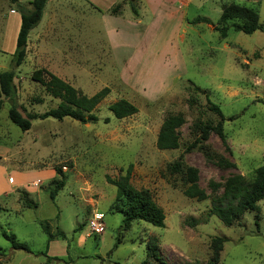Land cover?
Instances as JSON below:
<instances>
[{
    "label": "rangeland",
    "instance_id": "rangeland-1",
    "mask_svg": "<svg viewBox=\"0 0 264 264\" xmlns=\"http://www.w3.org/2000/svg\"><path fill=\"white\" fill-rule=\"evenodd\" d=\"M30 1L18 0L26 9ZM106 1L58 0L45 6L25 59L14 70L23 115L43 114L59 103L31 80L39 69L80 95L90 97L103 88L110 92L92 111L96 123L37 119L26 132L9 121L4 103L0 264H206L213 237L226 240L218 264H264V199L258 203V227L254 213L227 227L209 212L229 177L251 179L264 165V33L245 35L230 28L226 39L219 37L214 28L221 6L233 0H178L167 11L171 19L139 11V0H124L101 14ZM235 3L254 10L264 27V1ZM125 4L128 10L120 17ZM10 9L20 17L15 5L0 0V39L5 34L0 71L10 70L15 51L12 23H3ZM198 17L210 24L190 23ZM119 100L130 102L137 113L115 119L108 108ZM209 102L223 115L224 143L211 134L194 147L200 129L219 121ZM172 115L184 119L177 131L179 147L159 151L157 134ZM105 118L109 123H103ZM179 156L182 171L174 173L171 166ZM129 165L130 184L148 192L163 211V228L136 221L124 230L122 215L110 210L116 189L106 177L125 175ZM188 167L196 169L205 201L183 196ZM54 168H61L65 185L51 200L61 179ZM22 192L36 208L25 206ZM2 232L12 233L31 253L12 250ZM152 240L159 260L146 258Z\"/></svg>",
    "mask_w": 264,
    "mask_h": 264
},
{
    "label": "trees",
    "instance_id": "trees-1",
    "mask_svg": "<svg viewBox=\"0 0 264 264\" xmlns=\"http://www.w3.org/2000/svg\"><path fill=\"white\" fill-rule=\"evenodd\" d=\"M11 4L20 12V27L16 38L15 51L12 54L10 70L0 71V111L4 103L9 104L8 119L17 126L22 132L29 131L32 121L52 118L61 121L65 118L72 119L80 124L96 123L98 118L92 115V111L109 94L108 88H103L93 96L87 97L78 94L75 89L51 74L47 70L39 69L32 73L31 80L42 85L45 92L53 99L59 100L58 105L43 114L23 115L17 106V86L15 84L14 70L21 66L25 59L27 40L30 32L37 27L43 15L44 8L48 0H32L29 2L30 9L22 6L18 0H9ZM236 1V0H233ZM250 2H262L264 0H245ZM131 12L136 17L137 10L131 5ZM231 22V24H228ZM191 24L207 23L206 18L198 17ZM235 32H241L245 35H251L257 31L264 33V27L259 23L256 12L252 9L241 7L234 3L223 4L221 6V15L214 28L219 33L221 39L227 38L229 29ZM196 90H199L197 87ZM210 111L214 112L219 121L215 126H204L200 129L199 137L194 142V147L206 141L211 134L216 135L224 143L222 132L223 115L220 109L209 102ZM108 110L113 117L121 120L137 113V108L126 100H119L109 106ZM109 118L103 120L104 124L109 123ZM184 125V119L181 115H172L165 118L156 137V148L159 151L176 150L179 147L178 129ZM182 156L171 166L174 173L182 171ZM229 166L234 167L233 164ZM61 178L54 183V189L50 193V199L54 200L60 190L65 185L64 174L61 168L53 169ZM132 166L129 165L125 175L116 179L106 177V183L115 187L116 193L114 202L110 210L122 215V227L124 230L130 229L133 222L141 221L154 227L163 228L165 215L163 211L153 202L151 196L146 191H138L130 184ZM185 180L187 187L183 191V196L202 202L207 199L206 194L199 188L198 174L196 169L188 167L185 169ZM24 196V204L27 208H36V205L30 200L26 193H20ZM264 199V165L258 167L251 179H246L242 175L229 177L223 186L222 194L211 200L210 215L215 216L223 225L230 227L239 220L245 213H254V220L258 227L260 219V207L258 203ZM43 231L48 236V242L51 239L45 227ZM2 237L10 243L12 250H22L31 253L29 248L20 243L12 233L2 232ZM225 238L213 237L210 240L211 256L206 264H218L220 253L223 250ZM147 259H157L155 241L148 242L146 246ZM0 253L3 251L0 249ZM50 260V259H48ZM141 264H146V261Z\"/></svg>",
    "mask_w": 264,
    "mask_h": 264
},
{
    "label": "crops",
    "instance_id": "crops-1",
    "mask_svg": "<svg viewBox=\"0 0 264 264\" xmlns=\"http://www.w3.org/2000/svg\"><path fill=\"white\" fill-rule=\"evenodd\" d=\"M52 1L56 2L58 0H48V2L46 4V7L50 3H52ZM123 1L124 0H117V1L116 0L115 1L112 0L111 2H109L107 0L106 4H108V5H107L106 9L104 11H99V12L101 14H106V12H109L114 6L119 5V4H123ZM136 2L138 3L139 11H142L143 13H144V11L148 10V12H150L152 15H160V14H162L163 18L171 19L172 16L170 14H168L167 11H168L169 7H171L172 5L177 3L178 0H139V1H136ZM234 4H236L235 1H234ZM181 6H183V4H179L178 8L182 9ZM127 10H128V5H126V4L122 5V11H123L122 13H123V15H121L120 17L124 16V13ZM111 17H113V16H111ZM42 18H43V16H42ZM3 19H4L3 23L4 22L6 23V27H7V25H9V22L12 23V30L14 32V35H13V38H12V42L10 41V45L12 46V48H15V43H16V38H17V36L15 35V32H16V30L19 31L20 17L16 16V13H15L14 9H10L9 14L4 16ZM206 19H208V18H206ZM29 36H30V34H29ZM29 36H28L27 44L29 43V40H30ZM4 39H5V34L3 36H1L0 43L1 42L4 43ZM0 49L2 51V47H0Z\"/></svg>",
    "mask_w": 264,
    "mask_h": 264
},
{
    "label": "built area",
    "instance_id": "built-area-1",
    "mask_svg": "<svg viewBox=\"0 0 264 264\" xmlns=\"http://www.w3.org/2000/svg\"><path fill=\"white\" fill-rule=\"evenodd\" d=\"M99 218V220L101 219V216L100 217H98Z\"/></svg>",
    "mask_w": 264,
    "mask_h": 264
}]
</instances>
